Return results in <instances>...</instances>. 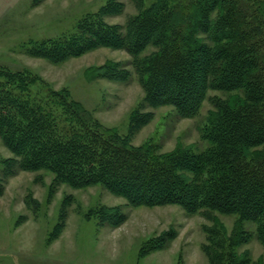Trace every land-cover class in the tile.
<instances>
[{
  "label": "trees",
  "instance_id": "16d2710c",
  "mask_svg": "<svg viewBox=\"0 0 264 264\" xmlns=\"http://www.w3.org/2000/svg\"><path fill=\"white\" fill-rule=\"evenodd\" d=\"M135 2L138 13L124 25L107 22L124 11L123 3L110 0L82 18L73 34L25 50L52 64L102 48L126 52L128 64L109 61L86 73L88 81L123 82L131 68L138 78L144 98L126 134L104 127L70 90H56L27 69L0 68V141L13 155L2 161L0 197L20 172H44L53 176L49 201L61 186H100L135 208L176 205L210 221L216 214L236 216L230 236L221 224L222 233L206 228L209 264H264L239 252L252 239L264 247V0ZM206 102L202 149L179 143L163 153L151 141L133 144L153 120L152 110L172 107L178 117L194 119ZM74 201L64 198L49 244L63 233ZM88 216L100 227L127 221L120 206ZM175 237L149 239L141 255Z\"/></svg>",
  "mask_w": 264,
  "mask_h": 264
},
{
  "label": "rangeland",
  "instance_id": "374dc122",
  "mask_svg": "<svg viewBox=\"0 0 264 264\" xmlns=\"http://www.w3.org/2000/svg\"><path fill=\"white\" fill-rule=\"evenodd\" d=\"M109 1L46 0L35 6L34 0H0V68L14 72L27 69L56 90H70L104 127L126 134L130 116L144 98L132 69L129 68V79L123 82L86 79L89 69L109 61L128 64L131 58L126 52L102 48L52 64L32 58L25 51L32 43L73 34L82 18L98 12ZM116 1L124 4V11L107 17V22L124 25L138 13V7L135 0ZM143 1L148 6L154 0ZM215 94L221 95L211 93ZM210 109L211 104L206 102L194 119L178 117L172 107L152 110L153 120L135 135L133 144L151 141L163 153L174 151L179 143L202 149L206 143L201 140L200 129ZM12 156L0 141V170L2 161ZM52 179V175L44 172H20L8 180L0 197V264H209L203 251L208 243L206 228L214 227L222 233L216 227L221 224L230 236L237 220L236 216L216 214L218 219L210 221L200 215H189L176 205L135 208L100 186L84 190L61 186L49 201ZM70 195L75 201L69 208L66 227L49 244L61 204ZM104 206H120L127 221L118 228L100 227L98 220L88 215ZM245 224L246 231H254L251 223ZM168 232L176 237L164 249L141 255L149 239ZM239 252H248L253 262L261 259L264 263V247L256 239Z\"/></svg>",
  "mask_w": 264,
  "mask_h": 264
}]
</instances>
